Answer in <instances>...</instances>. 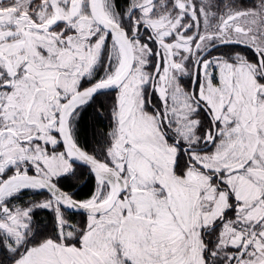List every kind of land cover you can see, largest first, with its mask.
I'll return each mask as SVG.
<instances>
[{"label":"snow or ice","instance_id":"1","mask_svg":"<svg viewBox=\"0 0 264 264\" xmlns=\"http://www.w3.org/2000/svg\"><path fill=\"white\" fill-rule=\"evenodd\" d=\"M0 264H264V0H0Z\"/></svg>","mask_w":264,"mask_h":264}]
</instances>
